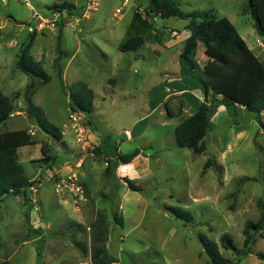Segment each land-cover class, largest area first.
I'll use <instances>...</instances> for the list:
<instances>
[{"label":"rangeland","instance_id":"rangeland-1","mask_svg":"<svg viewBox=\"0 0 264 264\" xmlns=\"http://www.w3.org/2000/svg\"><path fill=\"white\" fill-rule=\"evenodd\" d=\"M64 1L77 3L81 14L52 13L47 7ZM176 1L186 12L213 9L229 18L264 60V45L262 50L256 42L259 38L264 44V37L257 33L251 13L244 12L249 0ZM147 3L0 0V91L15 101L14 116L1 129L16 130L11 138L22 140L20 162L26 175L36 180L34 191L30 187L26 195L3 198L0 260L88 264V225L96 210L105 208L110 216L108 251L120 264H209L201 233L217 241L222 253L240 264H264L258 255L264 254L263 236L254 233V241L244 245L245 223L259 219V199L264 200V127L253 112L240 107L233 117L230 109L218 104L206 137L207 153L197 154L177 144L173 129L180 118L170 116L182 114L188 99L180 98V86L167 83L180 75L179 54L188 35V20L155 16L144 45L131 51L119 49L135 31L131 26L134 12L146 16ZM38 17L42 21L37 25ZM62 18L65 23L58 34ZM34 28L32 54L51 80L36 82L31 101L51 124L61 128L60 141L30 117L26 93L33 90V79L17 67L20 46ZM221 48L200 42L196 55L200 68ZM198 74L192 75L196 82ZM76 81L88 82L96 93L95 111L83 114L82 139L70 118V87ZM125 130L132 131L130 138ZM116 141L122 153L136 147L142 153L129 164H113L112 175L107 176L106 158L116 160L112 152ZM44 142L57 154L58 167L53 164L51 171L42 159ZM100 144L108 146L110 153L105 150L96 156L93 148ZM208 159L216 163L205 170ZM69 177L83 185L86 199H77L76 190H58L59 179ZM128 179L142 189L130 188ZM177 208L191 211L193 220L175 216ZM115 214L123 216L124 224L115 221ZM223 234L234 239L239 251L224 247Z\"/></svg>","mask_w":264,"mask_h":264},{"label":"trees","instance_id":"trees-1","mask_svg":"<svg viewBox=\"0 0 264 264\" xmlns=\"http://www.w3.org/2000/svg\"><path fill=\"white\" fill-rule=\"evenodd\" d=\"M47 7L52 13L81 14L79 6L72 1L53 3ZM245 11L251 13L257 33L264 37V0H249L248 6L244 8ZM145 15L138 11L134 12L131 26L135 31H131L128 37L120 43V50H137L144 45L146 33L152 28L151 18L155 16L162 18L176 16L188 20L185 28L189 31V35L179 57L181 73L184 75L188 70L199 73L195 76L202 90L203 101L193 114L174 127L176 141L180 147L192 149L197 154L207 153L206 137L211 129L213 109L218 104L230 109L233 117L237 116L240 107L253 112L264 127L262 120L264 113V60L248 45L229 18L218 16L213 9L183 11L176 0H148ZM64 23L63 18L57 23L58 34H60ZM36 35L37 30L34 28L30 31L27 41L21 44L17 54V67L33 79L30 85L33 90L26 93L28 94L30 117L47 134L60 141L63 138L61 128L51 124L45 113L31 101V94L37 88L36 82L46 84L51 80V75L42 62L32 54ZM200 42H203L206 47L215 44L223 47L219 53L215 52L210 56L202 68L196 59ZM94 102L95 91L88 82L76 81L72 84L69 101L71 110L81 111L84 115L89 116L95 111ZM14 110V99L0 91V208L5 195H20L22 193L26 195L27 189L36 183L35 179L32 180L26 175L25 168L19 159V145H22V140L12 141V133L16 130L7 132L1 129V126L10 119V114ZM113 146V149H110L115 153L116 160L107 155L105 168L107 176L112 175L113 164L117 166L118 164L131 163L142 152L141 148L136 147L130 152L122 153L118 150V144L113 143ZM105 150L110 153L109 147L105 144L93 148L96 156L103 154ZM41 151L42 159L51 168L57 159V154L50 150L47 142L41 145ZM215 163L214 159H208L205 170ZM216 165L221 167L219 164ZM128 183L133 190L142 189L131 179H128ZM259 206L261 208L259 219L256 222L247 221L245 223V246L254 241V233H259L264 237V200L262 198L259 199ZM173 213L187 222L194 218L191 211L183 208L174 209ZM114 219L116 222L124 224L122 215L115 214ZM89 231L90 261L88 264H120L119 260L110 255L108 251L110 216L105 208L96 210L95 217L89 224ZM200 239L208 256L209 264H240L238 261L226 257L222 253L219 243L207 234L201 233ZM221 241L227 249L239 251L234 239L229 234H223ZM258 255L264 259V254ZM0 264L12 263L9 257H6L0 260Z\"/></svg>","mask_w":264,"mask_h":264},{"label":"crops","instance_id":"crops-1","mask_svg":"<svg viewBox=\"0 0 264 264\" xmlns=\"http://www.w3.org/2000/svg\"><path fill=\"white\" fill-rule=\"evenodd\" d=\"M74 3V2H73ZM77 6H79L77 3H75ZM83 16H86V17H90L89 15H86V14H83ZM39 18V17H38ZM44 20H47L48 18H44ZM133 19V18H132ZM79 21V18L77 19ZM132 22V21H131ZM3 27H0V30L2 29ZM188 32V35H189V31ZM187 35V36H188ZM186 36V38H187ZM185 43V42H184ZM250 46V45H249ZM251 47V46H250ZM254 50V48H252ZM255 51V50H254ZM181 53V52H180ZM258 54V52H256ZM259 55V54H258ZM179 57H180V54H179ZM264 58V57H263ZM181 65V64H180ZM204 66V65H203ZM202 66V67H203ZM179 74L181 75V66H180V69H179ZM191 73H193L191 70H188L184 75L186 76H183L182 80L180 79V75L179 77H176L177 78V81L173 80L172 82H168L167 84H173L175 87H179L180 86V89L178 90L179 91V95L181 96L180 98L182 99H188V100H185L186 105L184 106L185 109H183L182 111V114H179V113H176L175 116H170V118H180L179 121L177 122V124L175 126H177L183 119H185L186 117L190 116L191 114H193L199 104L203 101V97H202V90L200 88V85H199V82L197 81H194L193 80V77L191 76ZM90 85V84H89ZM181 86L183 88H181ZM96 95V93H95ZM183 103V101H182ZM95 109H96V105H95ZM191 110L189 111V113H186L187 110ZM185 113V114H184ZM4 131H7V132H13L14 130L12 129H5ZM125 131H129L130 132V135L132 136V131L130 130H125ZM126 133V132H125ZM127 136L126 138H130L131 136L128 135V133H126ZM140 134V133H139ZM116 144H118V150H119V143L118 141H116ZM20 146L19 145V149H20ZM142 153V152H141ZM139 156V155H138ZM138 156L134 159L136 160L138 158ZM57 160V159H56ZM133 160V161H134ZM43 161V160H42ZM56 162V161H55ZM54 162V165H56ZM129 164V163H128ZM58 167V165H56ZM48 167V166H47ZM54 167V166H53ZM55 168V167H54ZM52 169L51 168H47V171H51ZM33 180V179H32ZM90 224V223H89ZM89 227V225H88Z\"/></svg>","mask_w":264,"mask_h":264},{"label":"built area","instance_id":"built-area-1","mask_svg":"<svg viewBox=\"0 0 264 264\" xmlns=\"http://www.w3.org/2000/svg\"><path fill=\"white\" fill-rule=\"evenodd\" d=\"M25 2H27L28 0H23ZM127 2V0H126ZM118 12H120V8L117 9ZM257 44L262 48V46L264 45L261 39H257L256 40ZM263 50V48H262ZM10 116H14V113L12 112L10 114ZM70 118L71 121L73 122V126L75 127L76 131L79 134V138L82 139L84 137V133H85V127H84V117H83V113L81 111H73L71 110V114H70ZM126 133H130L129 131H126ZM57 187L58 190H64L65 188H69L72 191L76 190L77 193L75 194V197L77 199H86V191L83 188V185L79 182H76V180L74 181L73 177H69L67 179H59V181L57 182ZM32 190H35V185L31 186ZM34 201V199H33Z\"/></svg>","mask_w":264,"mask_h":264},{"label":"water","instance_id":"water-1","mask_svg":"<svg viewBox=\"0 0 264 264\" xmlns=\"http://www.w3.org/2000/svg\"><path fill=\"white\" fill-rule=\"evenodd\" d=\"M42 21V18L41 17H39L38 19H37V21H36V24L38 25L40 22ZM56 32L58 33V26L56 27ZM26 99L28 100V94H26ZM28 113H29V110H28ZM165 210V209H164Z\"/></svg>","mask_w":264,"mask_h":264}]
</instances>
